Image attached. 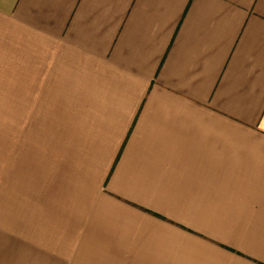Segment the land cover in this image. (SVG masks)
Masks as SVG:
<instances>
[{
    "label": "crops",
    "instance_id": "1",
    "mask_svg": "<svg viewBox=\"0 0 264 264\" xmlns=\"http://www.w3.org/2000/svg\"><path fill=\"white\" fill-rule=\"evenodd\" d=\"M0 80V263L264 264V0H0Z\"/></svg>",
    "mask_w": 264,
    "mask_h": 264
},
{
    "label": "rangeland",
    "instance_id": "2",
    "mask_svg": "<svg viewBox=\"0 0 264 264\" xmlns=\"http://www.w3.org/2000/svg\"><path fill=\"white\" fill-rule=\"evenodd\" d=\"M4 82V80H0V205L5 201L7 172L9 173L10 171L11 176L15 169H19L20 155L21 153H25L26 155L28 151L30 152L29 149L34 148V145L31 144L48 141L50 134H47L46 131L52 125L46 119H35L34 113L28 109L29 104H24L25 111L22 113L21 104L14 101V99L19 98L18 87H7L3 85ZM0 209H2V206H0ZM2 212L0 211V223H2L3 219ZM4 230L11 232L10 230L13 229L5 226ZM5 259L0 264H8L5 261H8L10 258ZM53 259L54 261L51 258H39L35 263L51 264V261H53L55 264H62V258ZM9 264L17 263L11 262Z\"/></svg>",
    "mask_w": 264,
    "mask_h": 264
}]
</instances>
